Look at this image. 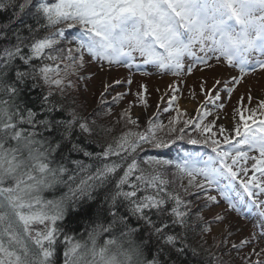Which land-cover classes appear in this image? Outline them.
Instances as JSON below:
<instances>
[{"label": "snow or ice", "instance_id": "snow-or-ice-1", "mask_svg": "<svg viewBox=\"0 0 264 264\" xmlns=\"http://www.w3.org/2000/svg\"><path fill=\"white\" fill-rule=\"evenodd\" d=\"M9 10L0 21V264H58L60 248L63 264H184L189 253L224 264L214 249L229 244L232 224L225 214L204 216L221 201L253 228L232 250L264 240V98L249 89L231 117L224 111L225 94L230 101L250 73L264 72V0H0V12ZM86 57L174 76L198 65L237 74L201 84L195 116L173 108L172 95L163 113L175 115L165 123L158 111L141 128L129 102L116 120L126 130L101 140L114 129L98 133L80 111L86 101L68 103L69 90L91 79L81 71ZM103 88L99 104L107 106L113 84ZM57 189L66 191L40 195ZM68 215L89 225L83 237L61 227ZM213 224H223L225 238L194 247L189 233L210 234ZM241 261L264 264V247H250Z\"/></svg>", "mask_w": 264, "mask_h": 264}, {"label": "rangeland", "instance_id": "rangeland-1", "mask_svg": "<svg viewBox=\"0 0 264 264\" xmlns=\"http://www.w3.org/2000/svg\"><path fill=\"white\" fill-rule=\"evenodd\" d=\"M85 68L82 69V73L86 76H90L86 83L81 81L77 91L69 90L68 103H71L72 99H76L77 103H84V106L80 109L83 115L88 116L89 120H96V129L100 126L111 127L113 132L107 135H103L104 138L111 139L113 136L119 135L123 130L125 131V126L123 123H116L119 118V114L124 110L129 108V102H132V107L130 109L133 119L139 118L140 125H145L149 117L158 111L161 114V120L165 123L170 115H175L174 111L169 113H163V109L168 107V101L172 95L177 97L173 108L179 107L182 111L186 112L187 116H195L196 109L203 103L204 97L200 94L201 84H205L206 88H212L216 79H228L229 75H236L237 73L232 69H229L223 65L216 67L212 70L201 71V66H197L193 69L191 74H184L180 76H174L171 73H165L158 71L155 67L150 65L141 64L140 68H132L131 70L112 66L109 67L107 64L101 66L100 62H93L89 57H86ZM139 62V61H138ZM185 66L191 63V60L186 58ZM131 77L133 83L131 85L127 84V79ZM70 79L75 80V77H70ZM121 81V84L116 85L114 81ZM104 83H112L113 88L104 97L108 101L107 106H101L99 104L100 93L104 90ZM140 85H144L146 91H144V96L147 101V107L140 104L136 94L143 91ZM173 89H176L173 92ZM249 89H251V94L253 97L264 98V72H254L250 73L245 80L237 86L236 91L233 92L231 100L228 101L225 94L224 100L227 101L225 112L228 117H231V110L236 106L238 99L243 95L247 96ZM128 93L124 96L118 103H112V97L117 93ZM195 93V97H193ZM247 103V100H245ZM255 104V100L253 101ZM73 107L75 105H72ZM107 107L111 108V115H103L107 110ZM211 107V106H209ZM94 110H96L94 112ZM218 123L224 124L226 127H231L230 119H221ZM131 127V125H129ZM213 195H217L212 192ZM219 200V197H218ZM202 203V202H201ZM227 205L221 201L218 206H212L211 208L204 209V216L210 221L216 214H225L227 219L225 223L229 221L232 224L231 231L232 235L228 236L229 244H224L223 252L225 255V261L229 264H242L241 256L247 254L250 251V247L254 246L259 250V248L264 247V240L253 241V244L248 247H244L239 252L231 249V243H239L241 239L249 237L252 232V224L245 219H241L234 212L225 213ZM239 229V231L237 230ZM224 226L223 224H213V231L210 234L201 236L196 234V243H200L206 240L210 244L214 238L223 240L225 238ZM194 240V241H195ZM253 259H256L253 257ZM60 264H63L61 262Z\"/></svg>", "mask_w": 264, "mask_h": 264}, {"label": "trees", "instance_id": "trees-1", "mask_svg": "<svg viewBox=\"0 0 264 264\" xmlns=\"http://www.w3.org/2000/svg\"><path fill=\"white\" fill-rule=\"evenodd\" d=\"M11 14V10H9L8 12H0V21H6L8 19V16ZM69 32H73L74 30L69 29ZM39 92V89L33 91L32 93H30L28 96H26V100L31 101L34 100L37 96ZM57 99H59V97H57ZM123 123V122H121ZM145 124V123H144ZM124 125V124H123ZM129 127V126H128ZM142 128V126H141ZM126 130V129H125ZM124 131V130H123ZM97 132L99 133V129H97ZM99 133L98 138L101 140H110L109 138H104L103 135L100 136ZM185 147L192 149L194 146H190V145H185ZM95 148V144L90 146V150ZM168 155L174 157L176 155L175 150H173L171 153H169ZM167 158V157H166ZM169 179H171V176H169ZM179 183V182H178ZM179 190V189H177ZM62 191H66V189H57V190H45L43 192L40 193L41 197L45 200H51L54 198L59 197L62 194ZM207 219V218H205ZM210 221V219H207ZM61 227L64 229L65 232H67L70 235H73L77 238H81L85 235L86 233V229L88 228V224L81 219L80 217H75L72 215H68L65 217V219L61 222H59ZM196 234L200 235L199 233V229H196L195 232H190L189 233V240L190 243L195 247L198 245H203L204 248H208L210 245H212L214 242H219L221 241V239H214L210 244L207 243L206 240H203L200 243H196ZM195 240V241H194ZM206 241V243H205ZM223 247L224 244H220V246L218 248L214 249L215 255L217 257H221L224 261V264H229L225 261V258H223L222 253H223ZM62 251L63 249L60 248L58 254H57V260H58V264H60L61 262H63V257H62ZM200 260L201 257H192L191 253L188 254L187 259L184 260V264H188L189 261H191V264H200Z\"/></svg>", "mask_w": 264, "mask_h": 264}, {"label": "bare ground", "instance_id": "bare-ground-1", "mask_svg": "<svg viewBox=\"0 0 264 264\" xmlns=\"http://www.w3.org/2000/svg\"><path fill=\"white\" fill-rule=\"evenodd\" d=\"M224 255H225V253L223 252V253H222V256H224Z\"/></svg>", "mask_w": 264, "mask_h": 264}]
</instances>
